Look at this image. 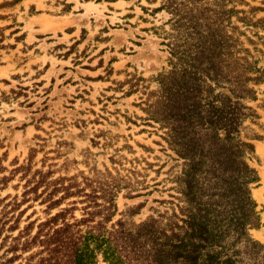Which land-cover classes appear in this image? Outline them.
<instances>
[{"label":"rangeland","instance_id":"1","mask_svg":"<svg viewBox=\"0 0 264 264\" xmlns=\"http://www.w3.org/2000/svg\"><path fill=\"white\" fill-rule=\"evenodd\" d=\"M25 1L0 0V200L9 197L0 209L14 197L23 200L34 185L27 181L40 171L50 173L48 181L59 179L86 193L91 189L86 184L127 187L116 195L110 224L122 220L133 225L177 211L182 161L170 150L164 131L147 124L143 111L147 93L157 88L155 77L169 69L162 34L170 30L165 25L170 15L153 12L163 0H117L115 5L108 3L116 0H85L92 4L83 6V23L79 17L56 18L81 10L57 12L56 1L49 7L45 0ZM243 1L230 2L227 9L243 11L237 17L252 22L264 19V0ZM237 17H231L227 31L237 27L244 33L242 47L264 72V39L255 36L264 37V23L246 27ZM67 25L73 26L64 29ZM253 87L257 100L249 105L258 119L246 123L241 138L254 148L249 164L259 177L252 196L261 226L251 235L264 244V83ZM79 200H65L48 211L50 216L47 204L29 202L20 209L31 206L20 227L43 222ZM84 206L76 204V219L82 218ZM100 264L105 263L100 259Z\"/></svg>","mask_w":264,"mask_h":264},{"label":"trees","instance_id":"2","mask_svg":"<svg viewBox=\"0 0 264 264\" xmlns=\"http://www.w3.org/2000/svg\"><path fill=\"white\" fill-rule=\"evenodd\" d=\"M230 2L244 4L163 0L153 11L170 15L165 24L170 30L162 34L169 69L155 77L157 88L147 93L143 111L147 124L164 131V140L182 161L177 211L133 225L110 224L116 195L127 187L86 184L91 188L86 193L36 171L23 200L14 197L0 209V264H100V259L105 264H264V244L251 235L261 226L252 196L259 177L249 164L254 148L241 138L246 123L258 119L249 103L257 100L253 86L264 83V72L242 47L244 33L237 27L227 31L231 17L244 14L227 9ZM237 20L246 27L264 23L246 16ZM70 198L81 200L43 222L20 227L31 208L20 211L23 205L41 200L50 216L48 211ZM76 204H86L81 219L72 214Z\"/></svg>","mask_w":264,"mask_h":264},{"label":"crops","instance_id":"3","mask_svg":"<svg viewBox=\"0 0 264 264\" xmlns=\"http://www.w3.org/2000/svg\"><path fill=\"white\" fill-rule=\"evenodd\" d=\"M56 1V2H55ZM25 2H27L29 5L32 4V0H26ZM53 2H55V5H59L58 6H55L54 5V9L58 12L59 10H62L63 8H67L69 7L71 9V11H80L81 12L77 15H74V14H64V15H61V16H56V18L58 19H69L70 16H73V17H76V18H82V19H79V20H82V23L84 22V16H85V9L83 6H86V5H89V4H92L91 1H85V0H45V3H43L46 7H49ZM119 1H115V2H111V3H108L109 5H115L117 4ZM94 3V2H93ZM34 4V3H33ZM94 5H97V6H101L100 3H94ZM42 15H39L37 17H32L30 18L29 20H33V19H37L39 17H41ZM47 16V15H46ZM49 16V15H48ZM52 17V16H51ZM94 16H90L88 19H91L93 18ZM90 22V20H89ZM92 23V22H91ZM73 25H67V26H64V29L66 28H69ZM75 32V30H74ZM62 63H65V61H61Z\"/></svg>","mask_w":264,"mask_h":264}]
</instances>
